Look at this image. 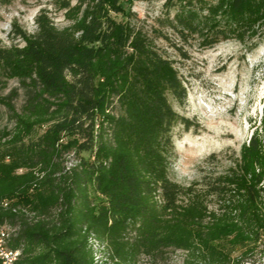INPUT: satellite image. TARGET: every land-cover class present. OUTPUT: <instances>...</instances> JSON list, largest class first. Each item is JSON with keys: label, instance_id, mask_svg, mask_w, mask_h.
I'll return each instance as SVG.
<instances>
[{"label": "trees", "instance_id": "16d2710c", "mask_svg": "<svg viewBox=\"0 0 264 264\" xmlns=\"http://www.w3.org/2000/svg\"><path fill=\"white\" fill-rule=\"evenodd\" d=\"M61 9L68 25L43 10L34 33L13 24L23 45L0 47V77L24 90L19 109L0 95L14 122L0 138V224L16 225L13 264H98L92 239L107 251L100 264L168 249L191 264H240L264 246V111L225 171L173 181L172 128L188 127L169 101L186 99L177 69L146 33L113 17L130 16L120 0ZM175 23L251 43L264 37V0H216L203 20L182 10Z\"/></svg>", "mask_w": 264, "mask_h": 264}, {"label": "rangeland", "instance_id": "374dc122", "mask_svg": "<svg viewBox=\"0 0 264 264\" xmlns=\"http://www.w3.org/2000/svg\"><path fill=\"white\" fill-rule=\"evenodd\" d=\"M215 1L120 0L130 16L113 15L117 21H129L146 33L157 51L173 63L186 88L182 103L169 96L174 111L188 122V127L178 121L172 128L169 177L183 185L214 177L230 167L248 140L251 125L264 111V37L241 43L218 34L209 24L201 23L197 31H187L175 23V15L182 10L192 11L198 21L203 20L206 7ZM64 2L74 5L77 0H11L1 5L0 47L23 45L12 32L13 24L34 33L36 16L43 10L58 28L68 25L61 9ZM0 95L11 97L16 109L24 101V90L16 80L0 77ZM13 126L11 113L0 103V138ZM83 156L88 157V153ZM65 159L67 167L74 165L72 155ZM15 226H6L10 234ZM91 246L100 264L107 257L106 248L93 239ZM136 264L191 263L184 252L168 249L155 257L141 256ZM240 264H264V246H258Z\"/></svg>", "mask_w": 264, "mask_h": 264}, {"label": "built area", "instance_id": "2783aa9c", "mask_svg": "<svg viewBox=\"0 0 264 264\" xmlns=\"http://www.w3.org/2000/svg\"><path fill=\"white\" fill-rule=\"evenodd\" d=\"M18 254H13L11 249L3 247V224H0V260L2 264H13Z\"/></svg>", "mask_w": 264, "mask_h": 264}, {"label": "bare ground", "instance_id": "6f19581e", "mask_svg": "<svg viewBox=\"0 0 264 264\" xmlns=\"http://www.w3.org/2000/svg\"><path fill=\"white\" fill-rule=\"evenodd\" d=\"M5 204H6V203H5ZM6 226H7V225H6ZM6 226L3 225V247H7L8 238L10 237V233H9L8 229L6 228ZM11 252H12L13 254H18V257H19V255H20V252H19V251H13V250L11 249ZM18 257H17V258H18Z\"/></svg>", "mask_w": 264, "mask_h": 264}]
</instances>
